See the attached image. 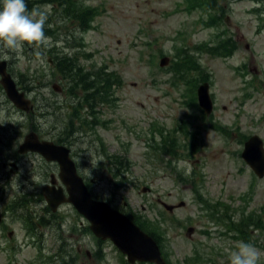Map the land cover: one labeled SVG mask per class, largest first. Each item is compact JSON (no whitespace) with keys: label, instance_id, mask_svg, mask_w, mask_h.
<instances>
[{"label":"rangeland","instance_id":"rangeland-1","mask_svg":"<svg viewBox=\"0 0 264 264\" xmlns=\"http://www.w3.org/2000/svg\"><path fill=\"white\" fill-rule=\"evenodd\" d=\"M71 1L62 6L69 21L81 12L85 21L92 17L88 12L90 9L85 8L84 4ZM82 1L87 5L99 6L101 12L94 21L97 27L88 30L84 36L88 43L87 49L95 53V61L106 62L110 70L118 71L123 85L112 87V106L104 104L98 107L101 126L96 127L95 132L92 133L90 129L87 132L77 130L79 121L75 118L74 124L70 123L74 117L70 109L72 98H67L62 91L51 92L58 78L52 75L47 60L48 57L53 58L55 51L51 49L55 47L66 52L68 48H64L65 43L51 38L52 45L48 48L41 46L37 49L35 45L27 44L35 51L31 60L24 58V49L18 53L5 52L4 55L10 57L7 60L10 61L11 71L24 74L28 72L25 68L31 67L29 73L36 74L38 78L36 88L27 92L31 98L37 97L35 102L39 108L28 115L29 122H36L43 138L73 147L78 162L85 167L83 172L90 180L88 188L96 194V199H116L120 208L126 207V202L131 211L144 213L151 219H160L162 211H165V217L172 216L170 219L175 222L174 226L168 224L169 220H162L161 223L168 237V255L174 264H183L184 258L195 254L196 250L201 254L198 264H229L227 251L241 240L264 250V230L250 226L251 233L246 240L231 225L234 220L244 225V219L252 211L259 212L264 205V177L259 179L254 176L253 170L241 156L245 140L253 134L262 139L264 147V11H254L255 4L249 0L232 1L224 23L217 28L205 27L200 21L202 14L198 11L188 13L185 9L181 10L183 0ZM46 7L49 9L47 22L51 25L56 17L50 14V5L40 9ZM147 19L151 22L142 31L141 25ZM72 23L68 24V28L74 29L73 25L79 22L75 18ZM221 29L234 35L238 44L237 51L229 58L203 54L201 61L212 73L210 91L215 103L213 116L222 124L236 128L235 133L227 137L216 129L205 128L203 134L198 136V142H194V149L185 153L187 158L181 156L170 165L168 154L158 153L148 146L152 136L151 122L156 119L162 126L170 127L173 119L185 112L191 115L184 117L193 122L194 110L188 111L181 104L185 100L182 95L184 84L172 83L171 73L161 70L168 66L161 68L158 63L160 57L157 58V55L162 50L172 58L175 44L186 42L193 45L211 40ZM184 31L186 35L181 36L180 32ZM45 33H50L46 26ZM148 41L153 42L151 46L147 45ZM76 58L82 63L87 62L81 55H76ZM44 61L42 72L45 75L34 72L33 68ZM61 63H64L63 58ZM47 81H51L49 86ZM27 85L32 84L27 81ZM80 93L83 95V92ZM41 99L51 101L53 106L44 110ZM6 107L7 114L13 119L20 113L8 100ZM81 111L86 110L83 108ZM4 120L5 114L1 111L0 135L12 133L7 137V144L0 142V160L8 163L12 151L19 150V145L12 137L15 132L14 122ZM27 124L28 121L23 118L16 125V128L19 125L25 128L22 142L26 138L24 134L27 136L35 133ZM64 126L70 142L63 143L62 136L58 134ZM94 134L103 140L97 139ZM180 151L183 153L182 148ZM115 155L124 156V162L128 165L127 171L122 174V168H116V164H113L123 178L119 185L113 181L118 179L112 176L115 169H109V162L118 160L113 159ZM101 161L103 163L100 165ZM46 162L38 154L28 157L17 167L5 168L0 162V213L5 215V208L10 209L11 215L7 220L3 244H0V264H48L40 260L53 249V242L59 245V241L55 242L53 236H50L53 228L40 226L45 234L40 241L46 242V246L43 248L44 254L39 257L40 252L37 254L34 244L30 243L32 237H24L25 231L18 221L19 217L13 216V207L17 209L14 213H19V203L9 205L15 197L34 190L38 191V196L32 211L35 215L39 213L37 219L45 213L42 212L46 205L42 187L51 184L53 176L60 183V174L52 173H57V167ZM178 171L185 173V181L179 180ZM189 175H193L194 179H190ZM191 185L201 186L200 193L197 190L194 195L196 189L193 191ZM144 187L152 191L143 193ZM248 190L250 198L245 201L241 196ZM205 200L209 202L210 209L204 207L202 211L201 203L204 204ZM183 201L185 203L181 204ZM163 203L175 207V210L169 213ZM101 208L106 210L103 206ZM63 210L72 214L68 206L63 207ZM45 217L48 218L47 215ZM256 221L257 218H254L253 222ZM62 228L69 230L70 217L65 218ZM12 230L14 233L9 236ZM92 238L93 234L87 233L83 249L79 253L72 251V258L77 264H121L118 252L109 243L105 244L103 261L97 263L91 253ZM261 264H264V258Z\"/></svg>","mask_w":264,"mask_h":264},{"label":"trees","instance_id":"trees-1","mask_svg":"<svg viewBox=\"0 0 264 264\" xmlns=\"http://www.w3.org/2000/svg\"><path fill=\"white\" fill-rule=\"evenodd\" d=\"M224 1H226V0H186V8L189 11H193V10H197V9H203V10L210 12V13L220 11L221 14H224L226 12V4L224 3ZM221 17L222 16H219V17L211 16L210 19L206 23L209 25H212L214 23H217ZM200 48H204L203 45L200 46ZM236 49H237L236 41L234 39H232L231 37H227V38H224L223 41L218 45H215V46L207 45L206 52H208L212 55H215V56L228 57V56L232 55ZM185 52H188V51H184L183 53H185ZM183 53H182V55H183ZM182 55L180 57H178L177 60L174 61L171 68L173 69L174 73L176 74V76L179 79H181L183 82H187L190 87H194V89H195L197 87V85L199 84V82H202L204 80L209 79L208 73L202 74L201 78L200 77L194 78L193 81L184 79L185 75H183V72H182V65H184V64L181 63ZM183 59L186 60L185 64H188L186 67V70H188L190 68H194V71H196V70L201 71V65H200V62H199L197 57H196V59L195 58L193 59L192 56L187 55ZM72 69L75 71H78L79 74H77V77H78L79 83L84 82L85 87L87 89L89 88L87 90L89 97L86 98L85 100L86 101L92 100V102L95 103L97 97H99V99H101V97H100V94H102L101 90L96 89L97 90L96 94L91 93L92 92L91 87L97 86L98 83L97 82L93 83L91 81V79L89 77L90 74L87 72L82 73L83 68L79 67L77 64H74L72 66ZM62 71L69 72V69L63 67ZM100 79H102L103 82H105L108 85H111L113 82H120L121 81L119 76L114 72L111 74H108L106 77L100 76ZM72 88H74V87H72ZM106 100H108V98H106ZM190 104L192 106H194L195 108H197V101H196L195 97H192L190 99ZM91 106L94 107V104H92ZM78 113H79V110H76L74 113V117L71 118V120H70L71 125L74 124V120H75L76 116L78 115ZM196 121L198 123L193 126V122L188 121L186 119H182V120L178 121L172 127V129H168V131L166 133H165L166 130H164L163 127L158 126L155 129V132H158L159 135L162 137V142L158 143V142L154 141L153 143H150L151 146L153 148H155V150L158 153L168 154L170 156L168 163L171 165L173 160L176 161L181 156L183 157V159L187 158V155H185V153L192 151V149H194V142L195 143L198 142V136L203 134L205 128L211 127L213 129H216L217 131L221 132L222 134L229 136L227 129L217 120H212V119H207L205 117H201V118H196ZM178 134H180V135H178ZM181 148L183 149V153H181V151H180ZM111 162H112V164H114V163L116 164V168H118V167L122 168V174H124L125 171H127L126 167L128 165H126L123 160L118 159L117 161L113 160ZM116 168H114V166H112L110 169H111V171H113V169H115L113 171L114 177L115 178L118 177V181L121 182L123 180V178H121L119 176L120 174L116 171ZM173 168H175V167H173ZM179 175L181 176V179L183 181H185L184 180L185 173L182 171V172H179ZM188 177L190 179H194L193 175H189ZM194 188L198 191L201 190V186H198V185H195ZM205 204L207 207H210V204L207 200H205ZM261 212H264V207L261 208ZM143 215L144 216H138V218L135 219L136 223L139 224L143 230L147 231L149 234L156 237L158 241H160V246L164 251L163 254H165V257L168 260L167 253L165 250V242L168 243V237L166 236L165 231L162 228V223L161 222L159 223L158 220L152 221L151 218H149L147 215H145V214H143ZM254 218H257L256 222H253ZM234 221H232L231 225L243 237H249L250 236V233H251V230H250L251 228H249L250 226H254L257 229H261L262 231L264 230V214H259L258 211H252V213H250L249 217L244 219V221H245L244 225H242V223H240V222L236 223ZM168 263L172 264L169 260H168Z\"/></svg>","mask_w":264,"mask_h":264},{"label":"clouds","instance_id":"clouds-1","mask_svg":"<svg viewBox=\"0 0 264 264\" xmlns=\"http://www.w3.org/2000/svg\"><path fill=\"white\" fill-rule=\"evenodd\" d=\"M49 9L29 10L26 0H0V47L5 52L18 53L24 44L48 48L51 37L45 33ZM40 55L39 51L36 53ZM9 59L8 55L2 57ZM229 264H261L264 250L251 242L238 241L227 251Z\"/></svg>","mask_w":264,"mask_h":264},{"label":"water","instance_id":"water-1","mask_svg":"<svg viewBox=\"0 0 264 264\" xmlns=\"http://www.w3.org/2000/svg\"><path fill=\"white\" fill-rule=\"evenodd\" d=\"M168 62H169L168 58H163L162 61H161V64L165 65ZM9 82H10V80H7L6 82L3 81V83L8 87L9 92H10L11 86L10 85H9L10 87L8 86ZM10 84H11V82H10ZM199 92H200V98H201V102H202L201 105L206 109L207 113L209 114L212 111V108H213V104H212V101H211L210 95H209V85L207 83L201 85L200 88H199ZM10 94H11L12 97L14 96L12 93H10ZM204 95H206V96H204ZM14 101H16V100L14 99ZM204 102L207 103V104H204ZM21 105L24 106V104H22V103H21ZM28 141L29 142H35L36 145L32 146L31 148L27 147V148H23V149H32V150H36V151L40 150V151L44 152V146L43 145H46L47 142H40V141H38L35 138L34 139H29ZM59 149L61 150V148H59ZM242 155H243L242 157L251 166V168L260 177H263L264 176V147H263V141L258 135H254V136L250 137V139L245 143V148H244V151H243ZM55 156H56V158H60L56 154H55ZM73 175H74V173H73ZM63 179L65 180V178H63ZM65 183L67 184L68 190H69V192H71L70 194H71V197H72V195H73L72 191H73V188H74V181L68 180V181H65ZM76 184L78 185V191H79L80 195L82 197H84V198L86 196V200L87 201H85V202H83V200H81L82 198L77 197V199H79V204H81L84 207L82 209L85 210V213L89 216V218L91 220V223H92L91 224V229L99 237H102L104 239L109 238V237L112 238L114 240V242L118 245V247H120L122 250H124L123 247L120 245V241H119L117 236L123 238L124 235L120 236L119 235V231H122L123 233H126V230L124 228L118 226V228H117L118 230L116 231V236H114L112 234V232H108V231H106L104 229L105 224L100 225V222L97 223L95 218L92 216V215H95V214L102 213L103 209L101 207L102 206L103 207L107 206L108 204H106L103 201H98V200L91 199V195L88 192L87 188L84 186L83 181L81 179H79L78 177H77ZM48 189H50V187H44L45 195L47 196V200L49 202V205L51 207H53L54 210L57 209L58 205L60 203H62L63 201H71V198H68V199H65V200L56 198L55 200H52L49 197V195L51 193H50V190H48ZM144 191H146V188L144 189ZM107 207L110 208L109 205ZM166 207L168 209H173L172 206H168L167 205ZM115 212H117V211H115ZM140 236L143 237V238L149 239V237L146 234H144V233H141ZM133 237H134V235L131 236L130 239L133 238ZM154 248H155V250H153V249H145L144 253H143V256H140V259L141 260L156 261L158 264H165V262L163 261V259L160 256V252L158 250V247L155 246ZM154 252H156V257L155 258H153ZM134 259L135 258L133 257V260Z\"/></svg>","mask_w":264,"mask_h":264},{"label":"flooded vegetation","instance_id":"flooded-vegetation-1","mask_svg":"<svg viewBox=\"0 0 264 264\" xmlns=\"http://www.w3.org/2000/svg\"><path fill=\"white\" fill-rule=\"evenodd\" d=\"M3 56L2 55H0V60H4L3 58H2ZM6 62H7V68H8V71L11 73V69H10V61L9 60H5ZM12 75H14L13 73H12ZM6 94H5V91H4V88L2 87V85L0 84V113H1V111H2V108H3V106H4V103H5V101H6ZM19 133H17V136L16 137H19ZM17 150H13L12 151V155L10 156V161H9V163H16L17 164V166L20 164V163H23L25 160H27L28 159V157H30V156H32V155H34V154H32V153H27V154H20L18 151L16 152ZM76 156V155H75ZM76 159L78 160V157L76 156ZM52 165H56V167H57V172H58V164L57 163H53ZM52 173H56V172H52ZM7 212H9V210L7 211ZM56 215H59V213H57ZM81 218V217H80ZM81 223H85V221H82V219L79 221V227H80V224ZM0 228H2V229H4L3 228V223L0 225ZM71 235H73L74 236V240L76 239V238H78L79 240L77 241V242H75L74 243V247L73 246H70V248H75L76 250H77V252L79 253V251H81L82 250V240H81V238H82V234L80 233L78 236H75V234L74 233H71ZM0 238H2V233L0 232ZM60 264H67L68 262L67 261H65V260H63V261H60L59 262Z\"/></svg>","mask_w":264,"mask_h":264},{"label":"bare ground","instance_id":"bare-ground-1","mask_svg":"<svg viewBox=\"0 0 264 264\" xmlns=\"http://www.w3.org/2000/svg\"><path fill=\"white\" fill-rule=\"evenodd\" d=\"M74 189H76V190H78V185L76 184V182L74 181ZM94 218H95V220L97 221V223H99L100 222V224L101 225H103L104 223H103V221L102 220H100V218L98 217V214H95V215H92ZM112 227V224H109L108 225V229L112 232V234L114 235V236H116V231L114 230V229H112L111 228ZM119 235L121 236H126L127 237V235L125 234V233H123L122 231H119ZM118 237V239L120 240V242H121V237H119V236H117ZM122 243V242H121ZM123 245H125L128 249H134L135 250V241H134V243H132V242H130V244H128V242H127V244H123Z\"/></svg>","mask_w":264,"mask_h":264}]
</instances>
